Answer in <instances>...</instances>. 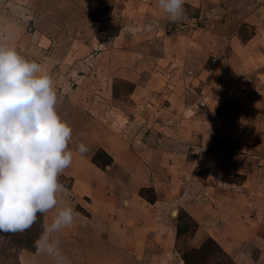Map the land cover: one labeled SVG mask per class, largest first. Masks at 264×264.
Returning <instances> with one entry per match:
<instances>
[{
	"label": "rangeland",
	"instance_id": "1",
	"mask_svg": "<svg viewBox=\"0 0 264 264\" xmlns=\"http://www.w3.org/2000/svg\"><path fill=\"white\" fill-rule=\"evenodd\" d=\"M184 7L0 0V41L51 75L72 129L71 264H264V0ZM222 153L241 174L212 170ZM54 211L0 232V264H53L35 241Z\"/></svg>",
	"mask_w": 264,
	"mask_h": 264
},
{
	"label": "clouds",
	"instance_id": "2",
	"mask_svg": "<svg viewBox=\"0 0 264 264\" xmlns=\"http://www.w3.org/2000/svg\"><path fill=\"white\" fill-rule=\"evenodd\" d=\"M171 23L187 18L185 0H156ZM57 90L41 64L0 41V232H23L38 215L54 211L35 241L38 254L53 264H71L55 234L79 216L71 206H60L66 193L59 176L71 165V127L56 110ZM77 150L87 151L84 144Z\"/></svg>",
	"mask_w": 264,
	"mask_h": 264
},
{
	"label": "crops",
	"instance_id": "3",
	"mask_svg": "<svg viewBox=\"0 0 264 264\" xmlns=\"http://www.w3.org/2000/svg\"><path fill=\"white\" fill-rule=\"evenodd\" d=\"M230 128H231V126H230ZM230 128L228 126V129L231 131L232 128L231 129ZM227 143L226 142L225 143L224 142L221 143V147H219L218 149H220L221 151H224L225 148H226ZM231 143L232 142L229 141V144H231ZM232 155L233 154L222 153L221 155H214L215 157L214 156L209 157L208 160L209 161H213L212 170H215V172H218V173H224V174H227L228 173V174L231 175V178L232 179L234 178L235 175L241 174L242 171H240L238 165L235 166V162H234V160L235 159H238V157H237V155H235L234 156L235 158H233ZM238 156H240V154H238Z\"/></svg>",
	"mask_w": 264,
	"mask_h": 264
}]
</instances>
